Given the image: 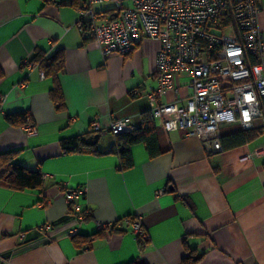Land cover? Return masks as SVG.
Segmentation results:
<instances>
[{"label":"crops","instance_id":"1","mask_svg":"<svg viewBox=\"0 0 264 264\" xmlns=\"http://www.w3.org/2000/svg\"><path fill=\"white\" fill-rule=\"evenodd\" d=\"M259 6L264 39V0ZM79 7L78 0H0V154L13 152V165L43 178L40 189L23 191L0 180V264H181L187 256L195 264H264V122H256L262 127L250 143L211 155L198 139L165 132L145 97L156 88L160 44L143 39L126 57L103 58L77 28ZM93 10L114 17L112 3ZM37 52L63 57L62 109L49 98L54 81L33 61ZM173 88L160 104L179 107L192 96L184 74L173 77ZM19 113L30 115L33 136L25 123L9 124L7 116ZM125 118L134 131L151 119L159 156L133 145L132 166L123 170L107 153L110 135L98 142L102 155L61 148L89 134L95 120L108 130ZM77 188L86 189L79 205L89 216L76 227L89 244L82 249L67 233L63 196ZM130 217L147 233L143 247L124 224ZM97 222L112 230L98 233ZM45 224L50 230L39 233Z\"/></svg>","mask_w":264,"mask_h":264},{"label":"built area","instance_id":"2","mask_svg":"<svg viewBox=\"0 0 264 264\" xmlns=\"http://www.w3.org/2000/svg\"><path fill=\"white\" fill-rule=\"evenodd\" d=\"M56 6L66 0H49ZM70 1V0H67ZM77 28L91 39L103 58L126 57L141 40L160 44L155 59L156 88L146 95L150 113L165 132L176 131L198 139L209 155L220 153L221 130L240 127L251 130L264 122V39L259 30V0H78ZM112 3L114 17L97 13L93 6ZM32 67L34 66L31 63ZM188 76L192 96L181 106L160 104L173 88V77ZM4 99L0 98V104ZM24 132L33 136L29 118ZM90 131L107 135L128 134L134 127L128 118L102 129L95 120ZM85 188L64 192L71 220L67 233L77 235V225L86 217L80 200ZM136 240L148 237L138 217L124 221ZM97 231L112 226L97 222ZM45 224L38 228L44 234ZM23 237V236H21Z\"/></svg>","mask_w":264,"mask_h":264},{"label":"trees","instance_id":"3","mask_svg":"<svg viewBox=\"0 0 264 264\" xmlns=\"http://www.w3.org/2000/svg\"><path fill=\"white\" fill-rule=\"evenodd\" d=\"M34 62H37L40 69L43 71L45 77H50L54 81V87L49 93L51 102L57 107L62 109L64 106L61 91L56 82L57 74L63 69V57L58 55L55 57H45L43 52H37L33 58ZM262 109L264 112V101L262 103ZM151 114V113H150ZM25 117L28 118V113H19L14 115H8L7 120L11 125H20L25 123ZM258 129H251L243 131L240 127L234 126L227 129L224 128L221 131V144L222 151L238 148L244 146L259 135ZM113 139V144L107 153L117 155L120 168L125 170L132 166V159L130 155V149L133 145L143 144L146 148L149 158H155L161 154L157 146L156 133L153 128L151 119L147 118L143 121L140 129L128 134L110 135ZM101 135L92 131L85 136H79L69 140L61 141V148L65 153L80 152L82 154L89 155H102L98 149V142ZM221 151V152H222ZM13 152L0 154V180L3 184L7 185L10 189L15 191L23 190H37L43 185L42 175L36 171L31 172L25 168L13 165L10 161L12 159ZM87 219L88 213L85 214ZM98 233H103L98 231ZM78 235L72 237L75 247L80 249L88 247L87 240H81ZM137 243L140 247H143L146 242H141L139 239ZM195 260L190 256L185 257L181 264H195ZM129 264H144L141 262H131Z\"/></svg>","mask_w":264,"mask_h":264},{"label":"rangeland","instance_id":"4","mask_svg":"<svg viewBox=\"0 0 264 264\" xmlns=\"http://www.w3.org/2000/svg\"><path fill=\"white\" fill-rule=\"evenodd\" d=\"M110 5V8L112 7V5L111 4H109ZM260 127H262V126H260ZM259 126L257 127V128H260ZM33 128V130L35 131V129H34V127H32ZM256 127H254V129H257ZM70 191H72V190H70ZM69 192V191H68Z\"/></svg>","mask_w":264,"mask_h":264}]
</instances>
